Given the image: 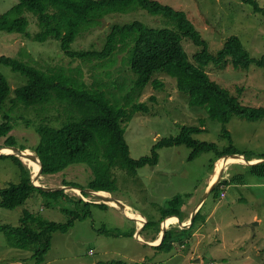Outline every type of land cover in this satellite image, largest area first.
Masks as SVG:
<instances>
[{
  "label": "rangeland",
  "instance_id": "obj_1",
  "mask_svg": "<svg viewBox=\"0 0 264 264\" xmlns=\"http://www.w3.org/2000/svg\"><path fill=\"white\" fill-rule=\"evenodd\" d=\"M160 1L185 11L209 43L212 53L216 54L229 36L237 35L252 57L260 58L264 55V19L242 0ZM257 1L264 7V0ZM17 3L18 0H0V15ZM24 16L30 21L28 32L35 35L40 31L36 15L25 12ZM104 19L99 28L79 35L71 45V50H101L106 43L104 36L114 23L139 20L149 27H172L171 22L162 15H152L144 9L112 13ZM182 44L192 61L193 55L200 48L188 38H184ZM0 56L15 57L43 71L63 74L70 83H75L73 79H80V74H83L82 81L89 86L95 85L100 79V82L106 83L104 88L109 87V91L104 89L109 97L115 94L122 97L132 92L135 75L131 70L130 50L116 52L112 62L84 61L67 56L59 41L54 38L39 42L0 30ZM107 62L109 66L104 65ZM0 71L11 87L7 101L9 112L12 111L11 99L15 97L16 89L26 84L27 77L13 72L4 64H0ZM206 71L214 81L237 96L242 104L264 106V68L255 64L249 69L239 70L231 64L224 69L209 65ZM110 72L112 75L108 76ZM154 78L161 81L163 86L157 87L150 83L141 92V98L137 99V102L145 103L148 111L136 113L126 124L125 138L132 158L150 155L153 145L159 139L178 135L183 126H201L204 131L195 135V138L216 143L220 148L229 146V140L222 132V124L212 120L204 108L190 106L188 94L178 89L176 79L165 72L156 73ZM111 79L113 81L109 84ZM117 81L126 87L124 91ZM113 82H117V85ZM133 93L137 94L136 91ZM54 106L59 110L44 111L43 114L34 108L25 109L21 104L14 109L13 114L9 112L14 122L17 120L11 134L16 137L18 147H28L37 155L33 150L41 139L37 128L45 123L58 128L67 119V110L57 103ZM52 114L55 115L50 116ZM226 126L239 150L253 157L264 155V118L249 121L233 116ZM4 140L0 139V147L4 145ZM191 152L192 149L185 145L164 147L158 151L159 163L139 169L136 175H130L119 168L114 170L117 184L112 196L128 204L134 214L159 219L161 208L171 199L191 193L186 200L187 217L183 221L186 224L190 222L191 214L205 203L203 218L192 230L177 232L184 239L176 242L172 251L145 246L135 235L131 236L130 233L138 225L135 217L125 211L121 212L112 206H92L91 216L77 221L66 233L56 232L52 235V246L43 264H264V176H257L250 165L230 163L223 168L219 180V183L229 181L230 185L222 183L220 197L210 194L199 206L210 187L211 178L216 174L212 162L217 159L218 163L222 158L218 159L214 152H205L189 160ZM24 165L32 176L30 167ZM93 178V170L87 164H73L55 175L39 174L42 186L64 187L69 198L105 203L98 196L88 193L84 195V190L74 188L80 191L78 193L64 185L69 181L86 187ZM21 180L22 169L16 162L10 157H0V188L18 184ZM45 200L44 195L35 192L25 204L14 210L0 207V224L19 226L25 209L48 220L65 222L67 217L60 211L59 203L55 204L51 200L54 205L46 206ZM65 207L75 208L72 203H67ZM179 226V223H172L168 230ZM152 236L156 235L153 233ZM142 238L146 240L144 236ZM32 254V251L9 246L5 233L0 231V264H35Z\"/></svg>",
  "mask_w": 264,
  "mask_h": 264
},
{
  "label": "trees",
  "instance_id": "obj_2",
  "mask_svg": "<svg viewBox=\"0 0 264 264\" xmlns=\"http://www.w3.org/2000/svg\"><path fill=\"white\" fill-rule=\"evenodd\" d=\"M242 1L252 6L253 11L261 14L264 19V7L257 0ZM137 9H144L152 15H162L171 22L172 27H149L139 20L130 23H114L110 26L109 33L104 36L106 43L102 45L101 50H71V45L79 35L99 28L109 14L129 13ZM25 12H31L37 17L40 31L35 35L28 32L30 21L24 16ZM0 30L23 35L39 42L54 38L59 41L62 51L67 56L84 61L109 60L112 62L116 52L126 50L131 52V70L135 78L132 92L122 97H118L114 92H111L115 94L114 97L112 95L109 97L108 92L107 94L104 92L109 91V87L104 88L106 83L100 82V79H97L95 85L89 86L82 81L83 74H80V79H73L75 83H70L63 74L43 71L15 57L0 56V64L27 77L26 84L16 89L15 97L11 99L12 111L9 112L13 114L14 109L20 104L25 109L34 108L40 114L44 111L59 110L54 106L56 103L67 110V119L58 128L48 123L37 128L41 139L33 150L41 160L40 175H55L73 164H87L92 168L94 178L86 187L69 181H66L64 185L106 191L112 195L117 184L115 169L119 168L130 175H136L139 169L147 165H157L158 151L164 147L187 146L192 149L189 160H194L205 152H214L218 159L228 155H242L247 160L264 158V155L253 157L239 150L234 145L226 126L233 116L249 121L263 119L264 106L253 107L242 104L237 96L214 81L206 71L209 65L224 69L231 64L239 70L249 69L252 64H255L264 68V55L260 58L252 57L243 40L237 35L229 36L223 47L214 54L188 14L160 0H18L17 4L0 15ZM184 38H188L200 48L193 55L192 61L182 44ZM109 64L107 62L104 65L109 66ZM158 72H165L176 79L178 89L188 94L190 106L204 108L212 120L222 124V132L229 140V146L220 148L216 143L195 138V135L204 131L201 126H183L178 135L159 139L153 145L150 155L138 159L131 157L130 147L125 138L126 124L136 113L148 111L145 103H139L137 99L141 98L140 94L148 84L163 86L161 81L154 78ZM110 75L112 72L108 74ZM112 81L111 79L109 84ZM117 82L113 84L117 85ZM118 84L124 91L126 87L122 83L118 82ZM135 91L137 94L133 93ZM10 95L9 81L0 71V139L5 138L2 147H18L16 137L11 134L17 120L14 122L13 116L7 111ZM116 99L119 101L116 102ZM53 115L55 114L50 116ZM18 148L29 149L24 146ZM0 157L12 158L22 169L20 183L0 188V207L14 210L25 204L35 192H39L46 197V206L59 203L60 211L67 217L65 222H57L25 209L19 226L0 224V231L5 233L9 246L32 251L35 264L45 262V256L52 246L54 233H66L75 226L77 221L91 216L92 206L109 207L106 203L74 200L67 197L63 189L54 192L43 191L34 186L30 172L19 157L6 154H1ZM216 160L212 162L213 167ZM250 166L257 176H264V162ZM218 183L219 181L211 192L216 198L220 197L222 183L230 185V182L226 180ZM83 194L87 195L84 191ZM191 195L187 193L175 196L161 208L159 219L144 216L146 224L141 235L147 241H155L164 220L177 217L180 221H184L187 217L185 215L186 200ZM51 200H54V203ZM67 203L74 204L75 208L65 207ZM204 205L196 214L190 228L169 229L162 242L152 247L160 251H172L176 242L184 239L181 235H177V232L192 230L203 218ZM105 231L109 234L108 230ZM135 232L136 227L130 235L133 236ZM153 233L155 237H151Z\"/></svg>",
  "mask_w": 264,
  "mask_h": 264
},
{
  "label": "bare ground",
  "instance_id": "obj_3",
  "mask_svg": "<svg viewBox=\"0 0 264 264\" xmlns=\"http://www.w3.org/2000/svg\"><path fill=\"white\" fill-rule=\"evenodd\" d=\"M10 152H11V150H9V149H1V150H0V153H5V154H7V153H10ZM25 153H27L28 155H33V156H34L33 158L24 157L22 161H23L28 167H30V169H31V171H32L31 180H32V182L34 181L33 184L41 185V182H40V180H39V167H40V162H39V160L37 159L36 154H35L31 149H27ZM262 159H264V158H262ZM262 159L254 158V159L249 160V161H251V162H257V161H260V160H262ZM236 162H242V163L246 164L245 162H243L242 156H235L234 158H226V159H222V160H220V161H219V168H224L226 165H228V164H230V163H236ZM247 165H248V164H247ZM217 177H218V173L216 172V174L211 178L210 185L213 184V183L217 180ZM216 184H217V183H216ZM210 185H209V186H210ZM34 186H35V185H34ZM209 186H208V187H209ZM67 187H70L71 190H73V191H75V192H78V193H80L79 190H84V191H85V190H89L90 192H86V191H85V192L100 197V198L102 199V201L105 202L107 205L112 206V207H114V208H116V209H119L120 211H121V207H120V205H122V209L126 212V214L135 217V219H136L135 221H137L138 226L143 225V223H144V218H143V216H142L141 214H138V213L134 214V213H132V208H131L128 204L122 202V201L119 200V199L114 198V197L111 195V193H109V192H106V191H95V190H92V189H89V188H87V189H81V188H79V187H72V186H67ZM74 188L79 189V190H76V189H74ZM60 190H61V189H60ZM63 190H64V189H63ZM82 192H83V191H82ZM192 214H193V213H192ZM192 214H191V216H192ZM190 219H191V217H190ZM189 221H190V220H189ZM182 222H183V221H182ZM172 223H178L177 218H175V217H169V218H167L166 220H164V221L162 222V224H161V231H160V234H159L158 239H156V240L153 241V242H149V241H147V240H144V241H145V242H149V243L154 244V245H158V244H159V238H160V236H161V232H162V228L164 227V229H167V230H168V226H169L170 224H172ZM183 223H184V222H183ZM188 223H189V222H186V224H188ZM179 228H180V226H179ZM184 228H188V227H184ZM184 228H181V229H184ZM189 228H190V227H189ZM136 230H137V228H136ZM135 233H136V232H135ZM134 235H135V234H134ZM135 238H136V237H135ZM140 239H143L142 236L140 237ZM137 240H138V239H137ZM138 241H139V240H138ZM139 242H140V241H139ZM140 243H141V242H140ZM142 244H143V243H142ZM144 245H146V244H144ZM148 246H150V245H148Z\"/></svg>",
  "mask_w": 264,
  "mask_h": 264
},
{
  "label": "water",
  "instance_id": "obj_4",
  "mask_svg": "<svg viewBox=\"0 0 264 264\" xmlns=\"http://www.w3.org/2000/svg\"><path fill=\"white\" fill-rule=\"evenodd\" d=\"M1 149H9V150H11V152H10V153H7L6 155H14V156H17V157H19V158H21V159H23L24 157H29V158H33V157H34L33 155H28L27 153H25L27 149L21 150V149L15 148V147H13V146L0 147V150H1ZM1 154H5V153H0V155H1ZM36 156H37V159H38L39 162H40V165H42L39 156H38V155H36ZM235 156H238V155H228V156L222 157V159H226V158H234ZM239 156H242V155H239ZM242 159H243V162H245V163L248 164V165H254V164H258V163L264 162V159H262V160H260V161H257V162H251V161L247 160V159H246L245 157H243V156H242ZM215 168H216V172L218 173L217 180H216L213 184H211L210 187L208 188V190H207L205 196L203 197V199H202V201H201V203H200V206L202 205V203H204V201L207 199V197L211 194V192H212V190L214 189L216 183H217V182L220 180V178H221V174H222V170H223V168H219V162H218V163H217V162L215 163ZM34 185H35L36 187L41 188L43 191H46V192H54V191H58V190H60V189H64V187H63V188H48V187H45V186H42V185H36V184H34ZM81 191H82V190H81ZM85 191H86V192H90L89 190H85ZM120 207H121V212H122V211L124 212V210L122 209V205H120ZM199 210H200V209H196V210L193 212L189 224H185V223H183L182 221H180V220L177 218L178 223H179V225H180V228H184V227H188V228H189V227H191V225H192V223H193V221H194V218H195L196 214L199 212ZM143 218H144V217H143ZM145 224H146V219L144 218V223H143V225L138 226V228H137V230H136V233H135V237H136V239H138L141 243L146 244V245H150V246H158V245L162 242V240L164 239V236H165V234H166V232H167V229H164V227L162 228L161 236H160V238H159V244H158V245H154V244H151V243H149V242H145L143 239H140V237H141V232H142V229H143V227H144Z\"/></svg>",
  "mask_w": 264,
  "mask_h": 264
},
{
  "label": "crops",
  "instance_id": "obj_5",
  "mask_svg": "<svg viewBox=\"0 0 264 264\" xmlns=\"http://www.w3.org/2000/svg\"><path fill=\"white\" fill-rule=\"evenodd\" d=\"M201 203V202H200ZM200 206V205H199ZM138 225V224H137Z\"/></svg>",
  "mask_w": 264,
  "mask_h": 264
},
{
  "label": "clouds",
  "instance_id": "obj_6",
  "mask_svg": "<svg viewBox=\"0 0 264 264\" xmlns=\"http://www.w3.org/2000/svg\"><path fill=\"white\" fill-rule=\"evenodd\" d=\"M177 218V217H176Z\"/></svg>",
  "mask_w": 264,
  "mask_h": 264
}]
</instances>
